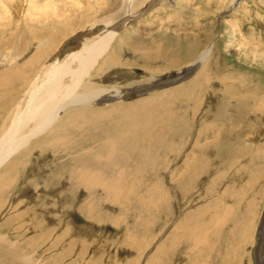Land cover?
Instances as JSON below:
<instances>
[{
	"label": "rangeland",
	"instance_id": "1",
	"mask_svg": "<svg viewBox=\"0 0 264 264\" xmlns=\"http://www.w3.org/2000/svg\"><path fill=\"white\" fill-rule=\"evenodd\" d=\"M154 1L135 0L133 7H130L129 0H0V73L23 66L30 59L52 48H55V55L63 48L62 54L56 58L65 61L73 49L89 47L103 33L119 28L120 34L112 43L118 47L119 63L103 73L105 79L100 83L107 89L132 91L122 101H118L120 103L114 102L118 105L115 109L140 105L145 107L143 111L150 112L147 124L141 129L138 126L144 118L135 113L131 115L135 116L132 121L123 118L112 121L111 125L105 124V121L94 125L89 123L82 129L83 135L80 133L82 130L77 129L64 133L62 146L30 152L23 164L24 169H20L22 172L18 171L13 176L11 186L0 190V232L11 237V241H20V246L32 240L33 245L25 251L31 252L34 246L35 256L41 263L43 260L52 263V256L47 254L54 250L48 251L47 244H52V238L61 236L64 244H71L72 258L86 259L80 264H264V118L260 115L244 122L247 124L242 128L244 133L238 135L236 131L231 136L228 134L227 140H220L217 144H214L218 140L215 139V132L203 122L212 112L207 107L216 108L222 103V97L218 98L219 93H216L219 89L218 82H213L216 78L214 76H217L216 79L230 76L247 81L248 89L258 85L255 82L264 78V62L258 58L254 62L245 55L252 48L257 49L258 53L264 52V45L261 44L264 42V0H160L161 5L153 8ZM16 25L22 27L21 30L17 27L15 30ZM232 30L236 33L235 38L243 43L241 48L232 44ZM15 32L24 33L22 35L27 39L19 47L16 56L11 52V43H5ZM185 36H188L186 41ZM122 37L129 38L128 44L122 42ZM197 40L201 41L199 53L204 50L205 40L215 43L210 59L212 77L209 83L213 82L210 85L207 76L204 77L205 81H199L198 72L191 80L187 77L181 80L182 83L177 82L187 76L186 68L195 60L177 68L166 59L159 58H164L161 49L165 51L164 55L166 51L173 50L183 55L188 51L187 44ZM53 63L52 58L44 56L41 66H47L48 70ZM97 69L92 71V75L96 74L97 80H100ZM196 80L198 85L191 87ZM261 86L260 90L264 91V85ZM140 88H149L150 92H136ZM181 88L188 90L186 96L177 98L178 94L174 93L172 98H166L165 94ZM160 95L163 96L158 97ZM259 95L261 100L254 97V104L260 105L259 100L264 104V93L259 92ZM157 97L160 104L151 103ZM180 101H184L181 106L178 105ZM102 106L95 105L86 109L101 110L112 105ZM177 108L181 110L179 114ZM257 109H254L253 114ZM196 113L201 121L199 127L192 120V114L194 117ZM222 113L233 112L223 110ZM170 121L174 125L170 126ZM221 122L225 121H218L219 124ZM223 123L221 126L225 129L227 125ZM155 135L158 139L154 138ZM77 136L80 138L77 139ZM153 140L155 147L151 144ZM32 142L34 144L38 139ZM130 142H134V146ZM101 147L104 151L97 150ZM197 148L199 151L195 150ZM122 151L126 156L131 155L127 158L122 155ZM126 151L129 153L126 154ZM111 153L113 156L106 158ZM126 159H130L129 163ZM204 160H207L208 165ZM181 165H184V169ZM83 166L90 175L83 177L75 173L78 167ZM136 166L140 167L138 171ZM190 166L194 172L189 173L192 171ZM184 213V217H178ZM3 252L0 247V253ZM57 252L56 249L54 253ZM93 256H96L95 259Z\"/></svg>",
	"mask_w": 264,
	"mask_h": 264
},
{
	"label": "bare ground",
	"instance_id": "2",
	"mask_svg": "<svg viewBox=\"0 0 264 264\" xmlns=\"http://www.w3.org/2000/svg\"><path fill=\"white\" fill-rule=\"evenodd\" d=\"M11 2H15L16 0H10ZM130 1V7L132 6L133 1L135 2V0H129ZM141 1V0H140ZM146 2L148 0H145ZM227 2V1H226ZM233 3V2H232ZM153 4V3H152ZM135 5V4H134ZM158 5H161V1L160 0H155L154 1V6L153 8L157 7ZM235 6V4H233ZM6 7V6H5ZM137 7V5L135 6ZM38 8V7H37ZM38 10V9H37ZM54 10V9H53ZM129 10V9H128ZM39 11V10H38ZM37 13V12H36ZM43 14L40 15V18L42 17ZM28 16V15H27ZM34 17V16H33ZM141 17V16H139ZM21 22V21H20ZM22 24V23H21ZM17 27L18 30H21L22 27H20L19 25H16L14 27V29ZM234 27V26H233ZM232 27V29H233ZM238 27V26H237ZM13 29V30H14ZM16 30V29H15ZM24 30V28H23ZM120 30L121 29H116V28H112L110 30L107 31V33H103L100 38L98 39V41L93 44H91L89 47H83L80 46V48H76L73 49L71 51L72 54H69V56L67 57V59L64 61L61 60L60 61V57L56 56H60V54H62V49L60 53H57V55L54 54L55 48H52L51 50L49 49V51H46L36 57H32L33 59H30L29 62H27V64L23 65V66H19L16 68H12L9 70H6L5 72H1L0 73V190H2L5 186L9 187L11 186L10 184L13 182V176L19 171H21L20 169L23 168L24 169V165L26 163L25 159L26 156L29 155L30 152L33 153V151L35 149H41L44 150L45 149H50V148H57L58 146H62L64 144V133L67 132H72L75 131L77 129V131L84 129V127L89 124L92 123V125L101 122V121H105V124L111 125L112 121H115L116 119H127L128 121H132L133 118H135V116H131L133 114H140L141 117H143L144 119L140 122V126H138L140 129L142 127H145V124H147V120L149 119L150 115H149V111H143L145 109V107L138 105L137 107H125V106H120L119 108H116L118 105L115 104L114 102H118V101H122L123 97H126L128 93H131L132 91L130 90H116V89H107L106 87H104L103 85H101L100 82H103L105 79V75H103L104 72L108 71V69H111L112 67L116 66L119 63V58L117 56V45L114 46L112 45V43L114 42V39L120 34ZM136 33L141 34L140 31L137 30H133ZM19 32V31H18ZM135 33V34H136ZM24 34V33H22ZM20 33L17 34V32L12 33V37H10L7 41H5V43L7 42V44L11 43L10 45H12L11 47V52L13 53V55H18L17 53L19 52V47H21V44H23V42L27 39L25 36H23ZM209 34V33H207ZM232 36L231 39L232 44H234L235 46L241 48L243 44L240 40L238 41L235 37H236V33L234 30H232ZM5 35V34H4ZM142 35H145L144 33H142ZM192 36V35H191ZM188 36L184 37V41H186L185 39ZM211 37V36H210ZM124 38V37H122ZM191 38V37H190ZM194 38V37H193ZM16 39H20L19 41H16ZM189 39V38H188ZM187 39V40H188ZM207 39V38H206ZM213 39V38H212ZM129 38L125 37L123 39V43L128 44ZM179 40V39H178ZM190 40V39H189ZM194 40V39H192ZM22 41V42H21ZM25 41V42H26ZM177 41V40H176ZM24 42V43H25ZM247 42H249L248 44H250V40L247 39ZM178 43V42H177ZM205 43V47L204 50L202 48L203 51H200L201 48V41L197 40V41H193L192 44H187V48L188 51L186 50L185 54L180 55L178 54V52L173 51H166V56L164 55V52L162 49V54L164 56L163 57H159L160 59H166L167 62H170V64H174V67H182L184 66V64H186L189 62H192V60H195L194 63L191 65H189V67L186 68V77H181L180 80H178L177 82H180L181 80L183 81L185 78H189L190 80L192 77H194V75L196 76L195 73L198 72L199 74V81L203 80L205 81L206 76H207V83L208 85H210L213 82H218L217 86L219 89L216 93L218 95V98L222 97V103H217L219 104L218 107L214 108V107H207L208 110H212V112H210V115L208 117V119H204L205 121H203L208 128L211 127L213 133L215 134L214 137L216 143L217 144L220 140H227V138H229L228 134H233L234 132L237 131V133H239L238 135L244 133V131L242 130V128L246 127L247 121H251L256 117H259L261 115V117L264 118V104L263 102H261L260 100V96L259 92H263V90L261 89V85H264V78L260 81H256L255 84L257 83L258 85H252L251 89H248V86L246 85L247 81L243 82L240 80H236L233 77H226L223 79H220L217 76L215 80H213V82H210V78L211 76V69H210V62H211V56L215 47V43L213 41H204ZM186 44V43H185ZM184 44V45H185ZM229 44V43H228ZM254 44V42H253ZM262 45H264V42L261 43ZM8 45V46H10ZM182 45V44H181ZM246 46H248L247 44H245ZM119 46V45H118ZM229 46V45H228ZM52 47V46H51ZM54 47V46H53ZM138 48V47H137ZM1 50V49H0ZM64 50V49H63ZM252 50V51H251ZM250 50V52H247L245 55L246 57L249 59L252 58L253 61L255 62L256 59L257 60H261L264 62V52H259L256 51L257 49L252 48ZM81 51V52H80ZM198 51V53H197ZM79 52V53H77ZM10 53V52H9ZM65 53V51H64ZM63 53V54H64ZM55 55V58L54 55ZM252 55V56H251ZM48 57L52 58V60H54L53 65L51 66L50 69L47 70V66H41L42 60L43 58ZM63 57V56H62ZM19 58V57H18ZM22 58V57H21ZM10 59V58H9ZM13 59V58H12ZM245 59V58H244ZM28 61V60H27ZM46 61V60H45ZM142 62V61H141ZM7 63V62H6ZM44 63V62H43ZM49 64V63H48ZM7 65V64H6ZM15 66V65H14ZM41 66V67H40ZM95 68L97 69V73H98V77L100 78V80H97L96 74L95 76L92 75V71L95 70ZM170 68V67H169ZM173 67H171L170 69H172ZM185 69V68H184ZM184 73V72H183ZM205 74V75H204ZM179 76V75H178ZM211 76V77H210ZM198 77V76H197ZM205 77V78H204ZM233 78V79H232ZM238 78V77H236ZM255 79V78H254ZM174 80V79H173ZM244 80V79H243ZM253 80V79H252ZM106 81V80H105ZM182 81L180 83H182ZM193 81V80H192ZM191 81V82H192ZM189 84V81H187ZM186 82V84H187ZM195 83H193L191 85V87H194L196 85H198V81H194ZM236 83V84H235ZM185 85V84H184ZM251 85V84H250ZM106 86V85H105ZM201 86V85H200ZM110 87V86H109ZM112 87V86H111ZM114 87V86H113ZM142 87V86H141ZM149 87V86H148ZM169 87V86H168ZM174 87V86H173ZM149 88H145L144 90L137 89L136 92L138 93H142V94H147L148 92H150L148 90ZM156 90H159L158 88H155ZM176 89V87L174 88ZM202 89V88H201ZM240 89V90H239ZM156 90H152V91H156ZM198 91V89H196ZM249 90V91H248ZM188 92V90L186 88H181L178 90H175L174 92L165 94L166 98H172L176 93L178 94L177 98H183L184 96H186L185 92ZM200 93V92H199ZM262 94V93H261ZM159 95V94H158ZM210 95V94H209ZM163 95H160L158 97H162ZM196 96V95H195ZM200 97V95H197ZM155 99L154 101H151V103H158L160 104L159 100ZM254 97L260 99L259 103L254 104ZM263 97V96H262ZM176 98V97H175ZM216 98V97H215ZM199 99V98H198ZM204 100V98H202ZM206 99V98H205ZM172 100V99H170ZM202 100V102H203ZM201 101V100H200ZM205 101V100H204ZM147 102V101H146ZM174 102V101H173ZM184 102V101H183ZM182 101L179 102L178 105L181 106V104L183 103ZM106 103H112V104H106ZM114 103V104H113ZM120 103V102H118ZM188 103V102H187ZM228 103V105L226 104ZM104 104L106 106H110L109 108H104L101 110H94L95 108H89L86 109L87 107H95V105H103ZM144 104V103H143ZM142 104V105H143ZM197 104V103H196ZM195 104V105H196ZM116 105V106H115ZM194 105V104H193ZM198 105V104H197ZM206 105V104H205ZM102 106V107H103ZM81 107H83V109H81ZM205 107V108H206ZM191 108V107H190ZM258 108L255 111V114H253L254 109ZM114 109V110H113ZM186 110H188L185 107ZM177 113L180 112V108H177ZM183 110V109H182ZM191 110H194V108H191ZM190 110V111H191ZM201 110V109H200ZM200 110H198L200 112ZM216 110V111H215ZM225 110L229 111V112H233L231 114H225L222 113L221 111ZM131 112V113H130ZM198 112V113H199ZM130 113V114H129ZM158 113V112H157ZM188 113V112H187ZM194 113V112H193ZM198 113H196V115L192 114V120L195 121V123H197L196 126H200V119H198L199 115ZM208 115V112H206ZM179 114V113H178ZM222 115V116H221ZM182 116V115H181ZM156 118V117H155ZM195 118H197L196 120H194ZM138 118H136V122ZM184 120H186L185 118H183ZM203 119V118H202ZM262 119V118H261ZM124 121V120H123ZM144 121V122H143ZM150 121V120H149ZM182 123H184V121L181 119ZM218 121H225L224 123L221 122V124L218 123ZM264 121V120H263ZM120 122V120H119ZM126 122V121H125ZM165 122V121H164ZM245 122V123H244ZM128 122H126L127 124ZM153 123V122H152ZM193 123V122H192ZM204 123L202 124V126H204ZM223 123V125H225L226 123V128L223 129V126H221ZM118 124V123H117ZM130 124V123H128ZM164 124V123H163ZM186 124V122H185ZM191 124V123H190ZM154 125V124H153ZM174 125V122L170 121V126ZM155 126V125H154ZM187 126V125H186ZM224 126V127H225ZM151 127V125H150ZM193 127V125H192ZM197 127V128H198ZM61 128V129H60ZM110 128V127H109ZM155 128V127H152ZM161 128V127H160ZM186 127H183V129ZM195 128V127H193ZM204 128V127H202ZM221 128V129H220ZM105 129V127H104ZM116 129V128H115ZM182 129V128H181ZM206 129V128H205ZM109 131H111L110 129H108ZM134 130V129H133ZM149 130H151V128H149ZM190 130V129H189ZM83 131L82 130L80 133L81 135H83ZM122 131V130H120ZM126 131V130H125ZM176 132L178 131V129L175 130ZM183 131V130H181ZM204 131V130H203ZM249 131V130H248ZM106 132V131H105ZM118 132V131H117ZM185 132V131H184ZM193 132V131H192ZM195 132V131H194ZM87 133V132H86ZM85 133V134H86ZM121 133V132H120ZM129 133V132H128ZM134 133V132H133ZM139 133V132H138ZM196 133V132H195ZM217 133V134H216ZM118 134V133H117ZM151 134H153L151 132ZM150 134V135H151ZM183 134V132L181 133V135ZM203 134V132H202ZM108 135V134H106ZM105 135V136H106ZM116 135V134H115ZM138 135V134H137ZM136 135V136H137ZM192 135V133L190 134ZM204 136L206 134H203ZM167 136V135H166ZM193 136V135H192ZM191 136V137H192ZM251 136V135H250ZM71 137V136H70ZM79 139L80 136H77ZM109 137V136H107ZM141 137V136H140ZM160 137V136H158ZM245 137V136H244ZM139 138V137H138ZM143 138V137H142ZM152 138V137H151ZM154 138H157L156 135ZM163 138V137H162ZM198 138V137H197ZM35 139H38V142L32 144ZM74 140V138H72ZM83 139V138H82ZM90 139V138H89ZM122 139V138H121ZM158 139V138H157ZM156 139V140H157ZM166 139V138H165ZM164 139V140H165ZM194 139H196L194 137ZM193 139V140H194ZM207 139V138H206ZM247 139V138H246ZM133 140V139H132ZM139 140V139H138ZM208 140V139H207ZM87 141V140H86ZM90 141V140H89ZM146 141V140H145ZM209 141V140H208ZM68 142V141H67ZM71 143L73 141H70ZM78 142V141H77ZM141 142V141H140ZM151 142V141H150ZM153 143H151L152 145L154 144V140L152 141ZM161 142V141H160ZM163 142V139H162ZM214 142V141H213ZM127 144V142H125ZM132 143V142H130ZM144 143V142H143ZM156 143V142H155ZM207 143V142H205ZM212 143V142H211ZM222 143V142H221ZM68 144V143H67ZM78 144V143H77ZM91 144V142H90ZM129 144V143H128ZM134 146V142L132 143ZM184 144V143H183ZM193 144V143H192ZM210 144V143H209ZM220 144V143H219ZM106 145V144H105ZM112 145V144H111ZM131 145V144H129ZM129 145L127 146L129 148ZM136 145V144H135ZM140 145V143H139ZM142 145V143H141ZM146 146H148L147 144H145ZM159 145V144H158ZM164 146V144H162ZM194 145V144H193ZM197 145V144H196ZM69 146V145H68ZM73 146V145H72ZM109 146V145H107ZM106 146V147H107ZM93 147V146H92ZM105 147V146H104ZM116 147V146H115ZM118 147V146H117ZM116 147V148H117ZM144 147V146H143ZM153 147H155V145H153ZM192 147V145H191ZM197 147V146H196ZM63 148V147H60ZM79 148V147H78ZM91 148V147H90ZM132 148V147H131ZM145 148V147H144ZM143 148V150H144ZM158 148V147H156ZM160 148H162V146H160ZM200 148V147H199ZM89 149V148H88ZM103 150V147L98 148L97 150ZM105 149V148H104ZM115 149V148H114ZM120 149V148H119ZM118 149V150H119ZM124 149V147L122 148V150ZM137 149V147H136ZM148 149V147H147ZM66 150V149H65ZM86 150V149H85ZM95 150V149H94ZM130 150V149H129ZM134 150V149H133ZM138 150V149H137ZM195 150H198L195 149ZM60 151V150H59ZM62 151V150H61ZM67 151V150H66ZM104 151V150H103ZM131 151V150H130ZM173 151V150H172ZM199 151V150H198ZM208 150H206L207 152ZM58 152V151H57ZM84 152V151H83ZM93 152V151H92ZM115 153H117V151H114ZM124 151H122L123 153ZM127 152V151H126ZM136 152V151H135ZM146 152V151H145ZM169 152V151H168ZM188 152V151H187ZM202 152V151H201ZM46 153V152H45ZM102 153V152H101ZM100 153V154H101ZM105 153V152H104ZM102 153V154H104ZM129 152H127L126 154H128ZM132 153V151H131ZM131 153L129 155H131ZM143 153V152H142ZM175 153V152H174ZM173 153V154H174ZM196 153V151H195ZM203 153V152H202ZM59 154V153H58ZM70 154V153H69ZM82 154V153H81ZM79 154V155H81ZM118 154V153H117ZM150 154V153H149ZM154 154V153H153ZM156 154V153H155ZM158 154V153H157ZM46 155V154H45ZM53 155V153H52ZM55 155V153H54ZM87 155H89V153H87ZM94 155V154H93ZM108 155V154H107ZM122 155H125L124 153ZM128 155V156H129ZM144 154H141V156ZM176 155V153H175ZM174 155V156H175ZM185 155V154H184ZM183 155V156H184ZM193 155V154H191ZM199 155V154H198ZM203 155V154H202ZM200 155V157L202 156ZM206 155V154H205ZM246 155V154H245ZM248 155V154H247ZM246 155V156H247ZM253 155V154H252ZM59 156V155H58ZM86 156V154H85ZM90 156V155H89ZM101 156V155H100ZM99 156V157H100ZM104 156V155H102ZM111 156H113V154H109L108 157L106 156V158H110ZM126 156V155H125ZM128 156H126L128 158ZM137 156V155H135ZM134 156V158H135ZM139 156V155H138ZM139 156V157H141ZM173 156V155H172ZM190 156V155H189ZM243 156V155H242ZM241 156V157H242ZM105 157V156H104ZM207 157V156H206ZM57 158V157H56ZM133 158V157H132ZM150 158V157H149ZM176 158V156L174 157ZM180 158V157H179ZM91 159V158H90ZM96 159V158H95ZM101 159V158H100ZM115 158L111 159L114 160ZM131 159V158H130ZM129 159V161H130ZM142 159V158H141ZM183 159V158H182ZM185 159V157H184ZM183 159V160H184ZM209 159V158H208ZM241 159V158H240ZM249 159V158H248ZM251 159V158H250ZM37 161V159H35ZM102 160V159H101ZM199 160V159H198ZM203 160V159H202ZM34 161V158H33ZM35 161V162H36ZM82 161V160H81ZM92 161V160H91ZM119 161V160H118ZM122 161H124L122 159ZM126 161L129 163L128 159H126ZM204 163H207V160H204ZM238 161V160H237ZM100 162V161H99ZM126 162V163H127ZM167 162V161H166ZM181 162V161H180ZM179 162V163H180ZM195 162V161H194ZM193 162V164H194ZM209 162V161H208ZM111 163V162H110ZM200 163V162H199ZM211 163V162H210ZM24 164V165H23ZM34 165V162L32 163ZM94 164V163H93ZM167 164V163H166ZM175 164V163H174ZM184 164V163H183ZM118 165V164H116ZM123 165V164H122ZM180 164H178L179 166ZM189 165V164H188ZM191 165V164H190ZM195 165H197L196 167L198 168V164L195 163ZM201 165V163H200ZM205 165V164H203ZM208 165V163L206 164ZM211 165V164H210ZM97 166V165H96ZM135 166V165H134ZM139 166V165H138ZM137 167V171L140 167ZM182 166V165H181ZM84 167V166H83ZM78 167L77 170L75 171V173L77 172V174H79V176H83L85 177V175H90L87 171L86 167ZM91 167V166H90ZM110 167V166H109ZM128 167L130 168V166L128 165ZM174 167V166H172ZM184 169V165L182 166ZM193 167V166H192ZM95 168V167H94ZM133 168V167H132ZM146 168V166H145ZM171 168V167H170ZM169 168V169H170ZM175 168V167H174ZM196 168V169H197ZM207 168V167H206ZM126 169V168H125ZM135 169V168H134ZM133 169V171H134ZM180 169V168H179ZM191 166H190V170H191ZM202 169V168H201ZM32 170V169H31ZM97 170V169H96ZM110 170V169H109ZM136 170V169H135ZM143 170V168L141 169ZM147 170V168H146ZM173 170V169H172ZM194 169H192L191 172ZM204 170V169H202ZM201 170V171H202ZM98 171V170H97ZM111 171V170H110ZM126 171V170H125ZM129 174L131 173V170H129ZM174 171V170H173ZM177 171V170H176ZM181 171V169L179 170ZM22 172V171H21ZM28 172V171H27ZM114 172V171H112ZM141 172V171H140ZM165 172V171H164ZM204 172V171H203ZM206 172V171H205ZM107 173V172H106ZM126 173V172H125ZM144 173V172H143ZM187 173V172H186ZM207 173V172H206ZM213 173V172H212ZM32 174V172H31ZM30 174V176H31ZM77 174H76V178H77ZM98 174V173H96ZM100 174V173H99ZM102 174H104L102 172ZM173 174V172H172ZM73 175V174H72ZM101 175V174H100ZM174 175V174H173ZM212 175V174H211ZM97 176V175H96ZM153 176V175H152ZM180 176V175H179ZM27 177V176H26ZM184 177V176H183ZM104 178V177H103ZM102 178V179H103ZM126 178V177H125ZM181 178V177H180ZM124 179V178H123ZM172 179V178H171ZM98 180V179H97ZM115 180V179H114ZM122 180V179H121ZM175 180V179H174ZM82 181V180H81ZM183 181V180H182ZM87 182V181H86ZM112 182V181H110ZM109 182V183H110ZM118 182V181H117ZM178 182V181H177ZM181 182V180H180ZM102 183V182H101ZM175 183V182H174ZM29 184V183H28ZM31 184V183H30ZM91 184V183H90ZM93 184V183H92ZM99 184V182H98ZM114 184V183H113ZM173 184V183H172ZM181 184V183H180ZM215 184V183H214ZM103 185V184H101ZM177 185V183H176ZM91 186V185H90ZM155 186V184H154ZM179 186V185H178ZM212 186V185H211ZM81 187V186H80ZM130 187V186H128ZM173 187V186H172ZM20 188V187H19ZM214 188V187H213ZM129 189V188H128ZM182 189V188H181ZM108 190V189H107ZM132 190V189H131ZM150 190V189H149ZM159 190V188L157 189ZM174 191H176L175 189H172ZM242 190V189H241ZM244 190V189H243ZM31 191V190H30ZM96 191V190H95ZM125 191V190H124ZM128 191V190H127ZM130 191V189H129ZM173 191V192H174ZM137 192V191H136ZM149 192V191H147ZM181 192V191H180ZM96 193V192H95ZM124 193V192H123ZM126 193V191H125ZM244 193V192H243ZM30 194V193H29ZM46 194V193H45ZM111 194V193H110ZM159 194V193H157ZM161 194V193H160ZM206 194V193H205ZM127 195V194H126ZM134 195V194H133ZM86 196V195H85ZM129 196L132 197V195L129 194ZM129 196L127 198H129ZM138 196V194H137ZM159 196V195H158ZM130 197V198H131ZM135 197V196H133ZM155 197V194L154 196ZM175 197V196H174ZM212 197V196H211ZM232 197V196H230ZM12 198V197H11ZM27 198V196H26ZM31 198V197H30ZM28 198V199H30ZM161 198V197H160ZM176 198V197H175ZM17 199V198H16ZM19 199V198H18ZM17 199V200H18ZM87 199V198H86ZM121 199V198H120ZM132 199V198H131ZM156 199V197H155ZM173 199V198H172ZM15 200V199H14ZM115 200V199H114ZM133 200V199H132ZM165 200V199H163ZM12 201V200H11ZM29 201V200H28ZM90 201V200H89ZM137 201V200H136ZM175 201V200H174ZM177 201V200H176ZM218 201V199H217ZM13 202V201H12ZM33 202V201H31ZM45 202V201H43ZM94 202V201H93ZM173 202V201H172ZM10 203V202H9ZM39 203V202H38ZM137 203V202H136ZM11 204V203H10ZM33 204V203H32ZM43 204V203H42ZM141 204V203H140ZM86 204H84L85 206ZM139 205V203H138ZM148 205V203H147ZM178 205V204H177ZM176 205V206H177ZM209 205V204H208ZM7 206V205H6ZM5 206V207H6ZM11 206V205H10ZM18 206V205H17ZM30 206V205H29ZM87 206V205H86ZM171 206V205H170ZM15 207V204H14ZM22 207V206H21ZM27 207V206H26ZM89 207V206H88ZM91 207V206H90ZM142 207V206H141ZM154 207V206H153ZM165 207V206H164ZM167 207V206H166ZM84 208V207H83ZM95 208V207H94ZM140 208V207H139ZM150 208V207H148ZM152 208V207H151ZM156 208V207H155ZM168 208V207H167ZM183 208V207H182ZM185 208V207H184ZM7 209V208H5ZM35 209V208H34ZM162 209V208H160ZM178 209V208H177ZM180 209V207H179ZM192 209V208H191ZM211 209V208H210ZM46 210V209H45ZM44 210V212H45ZM158 210V209H157ZM164 210V208L162 209ZM11 211V210H10ZM39 210H36V212H38ZM161 211V210H160ZM159 211V212H160ZM170 211V210H169ZM190 211V210H189ZM5 212V211H4ZM9 212V211H8ZM16 212V211H15ZM21 212V211H20ZM34 212V211H32ZM91 212V211H89ZM163 212V211H162ZM178 212V211H177ZM184 212V211H183ZM209 212V211H208ZM212 212V211H211ZM13 215V212H11ZM51 213V212H50ZM138 213V212H137ZM161 213V212H160ZM179 213V212H178ZM182 213V212H181ZM193 213V212H192ZM207 213V212H206ZM15 214V213H14ZM47 214V213H46ZM153 214H155V212L153 211ZM163 214V213H161ZM176 215V212L174 213ZM190 214V213H188ZM6 216L8 214H5ZM10 215V214H9ZM10 215V216H11ZM16 215V214H15ZM87 215V214H86ZM178 215V214H177ZM185 213L183 214V216H178V217H184ZM195 215V214H194ZM1 216V215H0ZM34 216V215H33ZM38 216V215H37ZM151 216V215H150ZM167 216V215H166ZM198 216V215H196ZM13 217V216H11ZM10 217V218H11ZM17 217L19 218V216L17 215ZM23 216H21L20 218H22ZM116 217V216H115ZM210 217V215H209ZM6 218V217H5ZM94 218V217H93ZM148 218V217H147ZM154 218V216H153ZM175 218V217H173ZM199 218V217H198ZM30 219V218H29ZM114 219V218H113ZM112 219V220H113ZM179 219V218H178ZM3 220V219H1ZM13 220V219H12ZM23 220V219H22ZM145 220V219H144ZM186 220V219H185ZM184 220V221H185ZM5 221V220H4ZM68 221V220H67ZM148 221V220H147ZM184 221L182 223H184ZM196 221V220H195ZM10 222V221H9ZM8 222V223H9ZM29 222V221H28ZM7 223V222H6ZM5 223V224H6ZM16 223V222H15ZM37 223V222H36ZM36 223L34 225H36ZM75 223V222H74ZM118 223V222H117ZM25 224V223H24ZM4 225V224H2ZM22 225V224H21ZM76 225V224H75ZM141 225V224H140ZM147 225V224H146ZM10 226V225H9ZM54 226V225H53ZM70 226V225H69ZM116 226V225H115ZM183 226V225H182ZM181 226V227H182ZM5 227V225H4ZM8 227V226H6ZM24 226L22 225V228ZM180 227V226H179ZM185 227V226H184ZM1 228V225H0ZM60 228V227H59ZM184 229V228H183ZM1 230V229H0ZM25 230V229H24ZM92 230V229H91ZM141 230V229H140ZM5 231V230H4ZM2 231V232H4ZM17 231V230H16ZM32 231V230H31ZM161 231V230H159ZM170 231V230H169ZM186 231V230H185ZM21 233H23L22 231H20ZM52 232V231H51ZM89 232V231H88ZM141 232V231H140ZM171 232V231H170ZM29 233V232H28ZM50 232H48L49 234ZM77 233V232H76ZM86 233V232H85ZM123 233V232H122ZM143 233V232H142ZM141 233V234H142ZM87 234V233H86ZM92 234V233H91ZM174 234V233H172ZM21 235V234H20ZM19 235V236H20ZM26 235V233H25ZM58 235V234H57ZM164 235V234H163ZM23 236V235H22ZM27 236V235H26ZM52 236V235H51ZM55 236V235H53ZM75 236V235H74ZM25 237V236H24ZM23 237V238H24ZM69 237V236H68ZM77 237V236H75ZM88 237V235L86 236ZM91 237V236H90ZM132 237V236H131ZM41 237H39L40 239ZM84 238V237H82ZM38 239V240H39ZM46 239V238H45ZM51 239V238H50ZM163 239V238H162ZM43 240V239H42ZM87 240V239H86ZM246 240V239H245ZM88 241V240H87ZM90 241V240H89ZM158 241V240H157ZM31 242V243H30ZM29 241H25L24 246H20V241L18 242H14L11 241V237L2 235V233L0 232V247H2L3 249V253H0V264H80L81 261H85L86 259L78 257L72 258L73 252L70 249L71 248V244H64V239H62L61 236H57L56 238H52V244H47L48 245V251L51 250H58L57 254L53 252H50L49 255L47 254V256H52L51 257V262H49L48 260L44 261L43 259V263H41L39 260H37V256H35L36 251H34V246L33 248L31 247V252H27L25 251L27 249V247L29 248L32 244V240ZM93 242V240L91 241ZM104 242V241H103ZM139 242V241H138ZM245 242V241H244ZM36 244V242H34ZM41 243V242H40ZM162 243V241L160 242ZM167 244V243H166ZM38 245V244H37ZM36 245V246H37ZM155 245V244H154ZM42 246V245H41ZM164 246V245H163ZM204 246V245H203ZM123 247V246H122ZM136 247V246H135ZM140 247V246H139ZM153 247V246H152ZM151 247V248H152ZM22 248V250L20 249ZM205 248V247H204ZM38 249V247L36 248V250ZM41 249V248H40ZM122 249V248H121ZM6 250L7 253H5ZM84 251V250H83ZM96 251V250H95ZM9 252V254H8ZM82 252V251H81ZM39 253V252H37ZM78 253V252H77ZM103 253V252H101ZM162 253V252H161ZM76 254V253H75ZM94 254V253H92ZM165 254V253H164ZM211 254V253H210ZM84 255V254H83ZM46 256V255H45ZM76 256V255H75ZM94 259L96 256H93ZM158 257V256H156ZM164 257V256H163ZM190 257V256H189ZM99 258V257H98ZM150 258V257H149ZM165 258V257H164ZM198 258V257H197ZM104 259V258H103ZM116 259V258H115ZM114 259V260H115ZM144 259V258H143ZM133 260V259H132ZM150 260V259H149ZM162 260V259H161ZM189 260V259H188ZM65 261V263H64ZM67 261V262H66ZM96 261V260H95ZM99 261V260H98ZM101 261V259H100ZM104 261V260H103ZM135 261V260H134ZM137 261V260H136ZM108 262V261H107ZM121 262V261H120ZM194 262V261H193ZM237 263L239 262L236 261ZM106 263V262H104ZM145 263V262H144ZM153 263V262H151ZM86 264V263H85ZM89 264V263H88ZM92 264V263H91ZM97 264V263H96ZM99 264V263H98ZM111 264V263H110ZM118 264V263H117ZM121 264V263H120ZM160 264V263H159ZM184 264V263H183ZM259 264V263H258Z\"/></svg>",
	"mask_w": 264,
	"mask_h": 264
},
{
	"label": "water",
	"instance_id": "3",
	"mask_svg": "<svg viewBox=\"0 0 264 264\" xmlns=\"http://www.w3.org/2000/svg\"><path fill=\"white\" fill-rule=\"evenodd\" d=\"M261 239V238H260Z\"/></svg>",
	"mask_w": 264,
	"mask_h": 264
}]
</instances>
